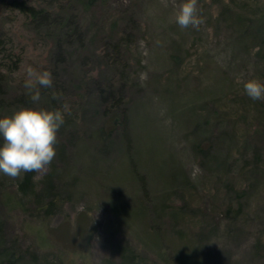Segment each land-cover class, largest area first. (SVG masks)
<instances>
[{
	"label": "rangeland",
	"instance_id": "rangeland-1",
	"mask_svg": "<svg viewBox=\"0 0 264 264\" xmlns=\"http://www.w3.org/2000/svg\"><path fill=\"white\" fill-rule=\"evenodd\" d=\"M182 2L0 0V118L70 106L45 170L0 173V264H264V0Z\"/></svg>",
	"mask_w": 264,
	"mask_h": 264
},
{
	"label": "clouds",
	"instance_id": "clouds-1",
	"mask_svg": "<svg viewBox=\"0 0 264 264\" xmlns=\"http://www.w3.org/2000/svg\"><path fill=\"white\" fill-rule=\"evenodd\" d=\"M175 22L180 28L199 29L204 23L199 15L198 0H183L175 13ZM25 87L34 90L37 85L51 88L53 76L50 71H37L29 66L26 69ZM246 95L252 99L264 100V83L256 78L244 83ZM39 91L31 99L38 101ZM63 110H47L37 107H21L10 116L0 118V173L17 179L22 173L45 170L56 156L57 132L65 122V113L70 106L63 104Z\"/></svg>",
	"mask_w": 264,
	"mask_h": 264
},
{
	"label": "trees",
	"instance_id": "trees-1",
	"mask_svg": "<svg viewBox=\"0 0 264 264\" xmlns=\"http://www.w3.org/2000/svg\"><path fill=\"white\" fill-rule=\"evenodd\" d=\"M8 9L9 11H16L20 15L28 17L31 20L43 18L42 15L44 14L41 10H36L33 7L27 6L22 1H11V3H8ZM10 68L9 71L12 72L15 69L16 63L10 62ZM30 179V175H25V177L20 181L19 183V189L24 190L23 186L28 184V181ZM51 206V204H48V208Z\"/></svg>",
	"mask_w": 264,
	"mask_h": 264
}]
</instances>
